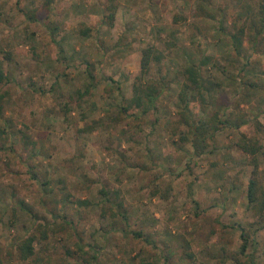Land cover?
Returning <instances> with one entry per match:
<instances>
[{"label":"rangeland","instance_id":"obj_1","mask_svg":"<svg viewBox=\"0 0 264 264\" xmlns=\"http://www.w3.org/2000/svg\"><path fill=\"white\" fill-rule=\"evenodd\" d=\"M257 2L0 0V264H264ZM191 65L204 86L184 95ZM151 85L155 103L131 108ZM216 115L229 124L196 153L193 129Z\"/></svg>","mask_w":264,"mask_h":264},{"label":"trees","instance_id":"obj_2","mask_svg":"<svg viewBox=\"0 0 264 264\" xmlns=\"http://www.w3.org/2000/svg\"><path fill=\"white\" fill-rule=\"evenodd\" d=\"M117 6L111 5L108 7V10L110 11V14L108 15V19L110 22L114 21L115 19V13H116ZM257 20L253 21V26L256 29V35H263L264 36V0H258L257 7L255 11ZM241 32H244V29L241 30ZM239 38V37H238ZM162 59L161 54L158 52L157 49H155L153 46L148 47L143 51V56L141 60V68L142 72L144 74L148 73L149 70H151L152 63L154 61L159 62ZM187 79L188 81L184 84V92L182 94L187 95V91L191 89L192 87L200 88L201 85L204 86L203 81H201V73L199 71V68L191 65L186 69ZM91 77L93 78V75L91 74ZM8 79V76L6 75L3 68L0 67V82L5 81ZM246 84V83H245ZM252 85H255L252 83ZM207 88V87H206ZM162 91V87L157 88L153 85L146 86L144 89L143 87H136V94L131 99L130 104L131 108H144L145 102H152L155 103V100L158 98ZM87 93L90 92V89L86 90ZM187 96L183 101L185 104L187 103L186 100ZM152 105V104H151ZM153 106V105H152ZM145 110V109H144ZM200 124L193 129V134L195 137H193V146L195 148L196 153H202L206 150V148L209 146V142L214 141L217 132L221 129V125H227L229 124V120L226 119V121H223L222 119H219V116L216 115L213 119H202L199 121ZM236 126L238 123H234ZM195 125V123H191V126ZM196 126V125H195ZM240 146L244 149V151L248 154L256 155L259 151L262 150V145L260 144L259 139L251 138L245 134H243V139L239 143ZM258 184L257 180L252 178L250 179L249 185H248V200L249 203H255L258 200L257 192H258ZM102 192L105 194L106 191L102 189ZM80 204H89L87 200H80ZM264 203V200L261 202ZM120 207H122V204H119ZM125 219H127L126 215L124 216ZM134 234L138 237L143 236L141 232H134ZM243 241L244 244L242 246V251L246 250L248 239L243 234ZM35 236L31 235L26 240H24L20 247V253L23 259H28L31 256H33L36 252L35 249ZM81 247V246H79ZM82 248V247H81ZM145 264V263H143ZM153 264V263H148Z\"/></svg>","mask_w":264,"mask_h":264}]
</instances>
